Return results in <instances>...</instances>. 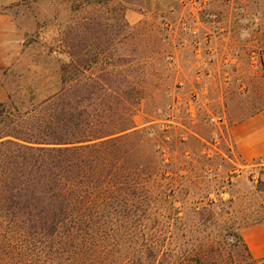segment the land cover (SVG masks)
<instances>
[{
	"label": "rangeland",
	"instance_id": "obj_1",
	"mask_svg": "<svg viewBox=\"0 0 264 264\" xmlns=\"http://www.w3.org/2000/svg\"><path fill=\"white\" fill-rule=\"evenodd\" d=\"M13 11L28 32L0 77L17 103L56 91L75 60L95 73L115 64L145 87L135 121L146 178L142 198L105 225L113 264L264 258L246 240L264 239V152L239 144L252 148L241 126L264 110V0H27ZM20 242L0 222V264H18Z\"/></svg>",
	"mask_w": 264,
	"mask_h": 264
},
{
	"label": "trees",
	"instance_id": "obj_2",
	"mask_svg": "<svg viewBox=\"0 0 264 264\" xmlns=\"http://www.w3.org/2000/svg\"><path fill=\"white\" fill-rule=\"evenodd\" d=\"M96 65L62 64L60 87L29 106L0 102V222L19 228L18 264H113L105 225L142 198L146 129L135 111L145 87Z\"/></svg>",
	"mask_w": 264,
	"mask_h": 264
},
{
	"label": "crops",
	"instance_id": "obj_3",
	"mask_svg": "<svg viewBox=\"0 0 264 264\" xmlns=\"http://www.w3.org/2000/svg\"><path fill=\"white\" fill-rule=\"evenodd\" d=\"M27 0H0V70L7 69L15 63L17 57L21 54L23 47V41L25 34L28 32L27 28L21 27L19 22L16 20L14 8L19 7L23 2ZM34 1V0H31ZM9 97V90L2 83L0 77V102L7 100ZM254 123V127L251 124ZM242 128L253 130L255 137L252 141V148L247 150L243 146V139L239 138V144L243 154H249V156H255L264 152V110L255 115L252 119L243 123ZM258 124V126H256ZM249 125V126H247ZM261 133V135H260ZM264 230V224L260 226ZM257 231V226L251 228ZM254 235V234H253ZM252 235V236H253ZM251 252L257 257L264 255V239L259 240L257 244V237L250 242L249 235L246 238Z\"/></svg>",
	"mask_w": 264,
	"mask_h": 264
}]
</instances>
